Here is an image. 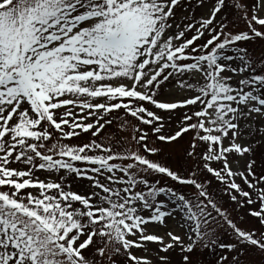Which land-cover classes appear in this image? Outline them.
I'll return each mask as SVG.
<instances>
[{
  "label": "snow or ice",
  "instance_id": "6c2138e0",
  "mask_svg": "<svg viewBox=\"0 0 264 264\" xmlns=\"http://www.w3.org/2000/svg\"><path fill=\"white\" fill-rule=\"evenodd\" d=\"M0 264H264V0H0Z\"/></svg>",
  "mask_w": 264,
  "mask_h": 264
},
{
  "label": "rangeland",
  "instance_id": "374dc122",
  "mask_svg": "<svg viewBox=\"0 0 264 264\" xmlns=\"http://www.w3.org/2000/svg\"><path fill=\"white\" fill-rule=\"evenodd\" d=\"M41 178L43 179V176Z\"/></svg>",
  "mask_w": 264,
  "mask_h": 264
}]
</instances>
